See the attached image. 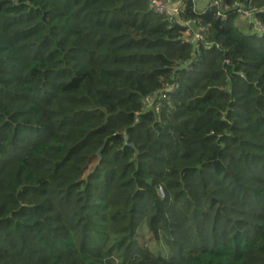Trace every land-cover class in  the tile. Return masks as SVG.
I'll use <instances>...</instances> for the list:
<instances>
[{"label": "trees", "instance_id": "trees-1", "mask_svg": "<svg viewBox=\"0 0 264 264\" xmlns=\"http://www.w3.org/2000/svg\"><path fill=\"white\" fill-rule=\"evenodd\" d=\"M191 16L222 49L148 0H0V264H264V36Z\"/></svg>", "mask_w": 264, "mask_h": 264}, {"label": "built area", "instance_id": "built-area-1", "mask_svg": "<svg viewBox=\"0 0 264 264\" xmlns=\"http://www.w3.org/2000/svg\"><path fill=\"white\" fill-rule=\"evenodd\" d=\"M153 12L165 18L170 26H180L182 29L181 39L193 45L192 59L198 60L202 48L212 50L222 49L219 43L208 38V28L197 17L191 16L192 12L206 13L215 10L219 19L227 20L231 15L244 20L245 32L264 36V22L260 17L264 13V5L257 6L253 0H148ZM230 63L229 60L225 61ZM171 81L163 83L162 88L154 95H148L143 100L142 110L154 108L160 111L161 102L168 100L170 95L176 92L180 83L173 75Z\"/></svg>", "mask_w": 264, "mask_h": 264}, {"label": "rangeland", "instance_id": "rangeland-1", "mask_svg": "<svg viewBox=\"0 0 264 264\" xmlns=\"http://www.w3.org/2000/svg\"><path fill=\"white\" fill-rule=\"evenodd\" d=\"M237 24H238V26H239V28H240L241 31H244L245 30L246 27L244 25V20L237 19Z\"/></svg>", "mask_w": 264, "mask_h": 264}]
</instances>
